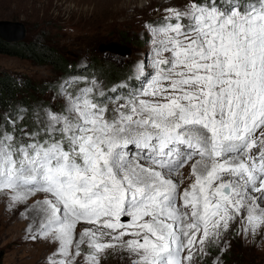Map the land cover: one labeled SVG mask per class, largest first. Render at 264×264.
<instances>
[{"label":"snow or ice","instance_id":"6c2138e0","mask_svg":"<svg viewBox=\"0 0 264 264\" xmlns=\"http://www.w3.org/2000/svg\"><path fill=\"white\" fill-rule=\"evenodd\" d=\"M168 12L150 29L152 71L138 66L142 83L122 103L86 88L47 113L46 136L0 129V191L13 203L45 194L39 236L62 257L49 264H75L85 244L84 264L117 246L132 264H192L241 213L245 234L264 226V0ZM79 223L96 228L76 239Z\"/></svg>","mask_w":264,"mask_h":264},{"label":"rangeland","instance_id":"374dc122","mask_svg":"<svg viewBox=\"0 0 264 264\" xmlns=\"http://www.w3.org/2000/svg\"><path fill=\"white\" fill-rule=\"evenodd\" d=\"M183 3L184 0H0V21L22 22L27 31L24 40L52 48L69 70L0 55V73L15 77L21 83V95L28 100L25 108L19 104L13 111H0V129L7 128L25 141L28 137L24 133L39 131L46 136L42 129L47 113L59 114L66 107L68 93L76 95L86 88H92L91 95L106 101L110 109L115 100L122 103L121 98L142 83L138 66H144L145 75L152 71L154 45L150 29L168 22V9H181ZM182 172L181 192L194 180L190 166ZM11 196L10 191H0L2 264H49L50 258H62L56 243L39 236L43 214L38 205L45 194L36 193L20 203H13ZM244 218L241 213L227 231L206 241L202 252L194 248L192 264H222V256L228 251L242 262L264 264V226L255 234L251 230L245 234ZM86 228L96 226L77 224L76 239ZM110 239L103 237L104 242ZM87 252V245H81L82 255L75 258V264H84ZM100 264H132V257L117 246L105 250Z\"/></svg>","mask_w":264,"mask_h":264},{"label":"trees","instance_id":"16d2710c","mask_svg":"<svg viewBox=\"0 0 264 264\" xmlns=\"http://www.w3.org/2000/svg\"><path fill=\"white\" fill-rule=\"evenodd\" d=\"M0 55L15 57L21 60H28L37 65H49L54 68H63L65 62L61 57L50 47L38 41L23 40L17 43H6L0 39ZM21 83L13 76L6 72L0 73V111L15 110V107L23 105L25 108L28 105V100L21 95ZM232 251H228L222 257V264H253L240 261L239 257L234 258ZM3 251H0V264H2Z\"/></svg>","mask_w":264,"mask_h":264},{"label":"water","instance_id":"95a60500","mask_svg":"<svg viewBox=\"0 0 264 264\" xmlns=\"http://www.w3.org/2000/svg\"><path fill=\"white\" fill-rule=\"evenodd\" d=\"M26 28L22 22L0 21V39L6 43L21 42L26 37ZM126 221L127 219H122Z\"/></svg>","mask_w":264,"mask_h":264}]
</instances>
